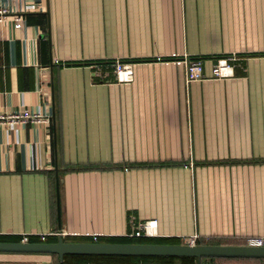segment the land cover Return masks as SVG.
Returning <instances> with one entry per match:
<instances>
[{
    "label": "crops",
    "instance_id": "obj_1",
    "mask_svg": "<svg viewBox=\"0 0 264 264\" xmlns=\"http://www.w3.org/2000/svg\"><path fill=\"white\" fill-rule=\"evenodd\" d=\"M1 3L30 7L20 26L0 22V112L48 120L0 124V236L124 237L155 219L153 237L177 242L264 238V0ZM220 55L233 75L210 76ZM115 58L138 61L132 81L115 80ZM186 59L204 77L187 80ZM0 264L59 258L0 252Z\"/></svg>",
    "mask_w": 264,
    "mask_h": 264
},
{
    "label": "water",
    "instance_id": "obj_2",
    "mask_svg": "<svg viewBox=\"0 0 264 264\" xmlns=\"http://www.w3.org/2000/svg\"><path fill=\"white\" fill-rule=\"evenodd\" d=\"M0 252L56 253L59 264H63L64 254L264 259V244L67 241L58 235L54 241L0 240Z\"/></svg>",
    "mask_w": 264,
    "mask_h": 264
},
{
    "label": "built area",
    "instance_id": "obj_3",
    "mask_svg": "<svg viewBox=\"0 0 264 264\" xmlns=\"http://www.w3.org/2000/svg\"><path fill=\"white\" fill-rule=\"evenodd\" d=\"M30 6H25L22 8H17L16 6H12L9 4H0V22H4L6 15L10 14L9 20L12 25L15 27L20 26L24 23V16L21 14L26 11ZM138 61L127 60L123 61L119 58H115L112 62L113 72L115 76V80L119 83L121 82H129L133 80L134 77V68ZM186 79L187 80H196L204 77L203 72V63L200 59H186ZM233 75L232 65L229 63V56L220 55L218 56L214 63L211 66L210 76L215 78H225ZM42 76V75H41ZM38 90L43 94H45L46 88L48 86L42 85V78L39 80ZM47 115L42 112V110H38L37 108H24L20 110H13L10 112H0V124L11 128L17 124H24L26 122H30L31 124L37 126L40 122L47 121ZM67 232L65 230L58 231H50L47 233H22L20 241H30L29 236L35 235L39 238V241H46L49 235H60L64 236ZM126 237H153L156 236V220L155 219H147L139 223L136 230L125 233ZM93 239L97 238V235H92ZM201 237L199 234H189L186 236H182L180 238L181 243L186 244H197L200 242ZM245 244L251 245H263L264 238L262 236L253 235L246 238ZM119 264H145L142 262H125Z\"/></svg>",
    "mask_w": 264,
    "mask_h": 264
},
{
    "label": "trees",
    "instance_id": "obj_4",
    "mask_svg": "<svg viewBox=\"0 0 264 264\" xmlns=\"http://www.w3.org/2000/svg\"><path fill=\"white\" fill-rule=\"evenodd\" d=\"M34 236V235H32ZM35 238V240H34ZM115 238V239H114ZM121 237H113L112 239H108L106 241H118V242H145L150 240H124L119 239ZM0 240H7L6 238L0 236ZM16 241L20 239H14ZM30 241H39L38 237H31L29 236ZM48 240V239H46ZM91 241H98V239H92ZM153 241V240H151ZM203 243V242H202ZM211 243H221L220 241H212ZM224 243V242H223ZM56 254V253H55ZM68 258H75L78 261H84L85 259L89 258H97L99 261H106V262H137V261H147V260H159V261H166V262H179L183 264H202L203 260L205 259H215L217 257H203L200 260L192 256H128V255H101V254H64L63 255V264H69ZM221 259V258H218ZM229 259V258H226ZM231 259H245V258H231ZM257 261H264V259H251Z\"/></svg>",
    "mask_w": 264,
    "mask_h": 264
},
{
    "label": "rangeland",
    "instance_id": "obj_5",
    "mask_svg": "<svg viewBox=\"0 0 264 264\" xmlns=\"http://www.w3.org/2000/svg\"><path fill=\"white\" fill-rule=\"evenodd\" d=\"M113 237H107V238H103V237H99L98 241H104V240H108V239H112ZM81 240H85V241H91V237H81L79 238ZM115 239V238H114ZM119 239H128V240H153V241H164V242H169V243H177V241H179L178 239H162V238H157V237H121ZM247 263V264H264V261H257V260H251V259H226V258H215V259H205L203 260L202 264H222V263Z\"/></svg>",
    "mask_w": 264,
    "mask_h": 264
},
{
    "label": "flooded vegetation",
    "instance_id": "obj_6",
    "mask_svg": "<svg viewBox=\"0 0 264 264\" xmlns=\"http://www.w3.org/2000/svg\"><path fill=\"white\" fill-rule=\"evenodd\" d=\"M146 242H160V241H146Z\"/></svg>",
    "mask_w": 264,
    "mask_h": 264
}]
</instances>
